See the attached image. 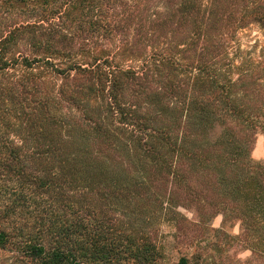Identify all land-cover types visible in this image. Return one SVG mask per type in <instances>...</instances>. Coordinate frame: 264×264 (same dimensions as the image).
Listing matches in <instances>:
<instances>
[{
  "label": "trees",
  "instance_id": "1",
  "mask_svg": "<svg viewBox=\"0 0 264 264\" xmlns=\"http://www.w3.org/2000/svg\"><path fill=\"white\" fill-rule=\"evenodd\" d=\"M262 19L264 0H0V264H158L182 203L237 208L264 254L260 113L230 55Z\"/></svg>",
  "mask_w": 264,
  "mask_h": 264
},
{
  "label": "rangeland",
  "instance_id": "2",
  "mask_svg": "<svg viewBox=\"0 0 264 264\" xmlns=\"http://www.w3.org/2000/svg\"><path fill=\"white\" fill-rule=\"evenodd\" d=\"M236 41L238 50L230 54L234 64L231 75L234 79L251 75L245 86L252 84L250 103L260 113L254 141L245 146L252 145L249 158L264 164V105L260 104L264 102V19L239 30ZM245 92L240 90L241 97ZM221 207L207 205L198 210L195 205L182 203L168 210L159 236L164 257L158 264H180L183 257L188 264H264V254L242 239L248 231H244L239 214L234 213L238 209L225 214Z\"/></svg>",
  "mask_w": 264,
  "mask_h": 264
}]
</instances>
